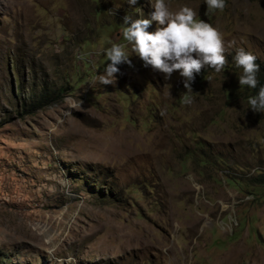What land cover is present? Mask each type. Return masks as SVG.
Masks as SVG:
<instances>
[{
    "label": "rangeland",
    "instance_id": "374dc122",
    "mask_svg": "<svg viewBox=\"0 0 264 264\" xmlns=\"http://www.w3.org/2000/svg\"><path fill=\"white\" fill-rule=\"evenodd\" d=\"M166 2L222 36L191 96L123 40L149 0H0V264H264V114L224 95L237 49L264 60V0Z\"/></svg>",
    "mask_w": 264,
    "mask_h": 264
},
{
    "label": "clouds",
    "instance_id": "9594fccd",
    "mask_svg": "<svg viewBox=\"0 0 264 264\" xmlns=\"http://www.w3.org/2000/svg\"><path fill=\"white\" fill-rule=\"evenodd\" d=\"M207 11L222 10L225 0H203ZM131 8L135 0H125ZM153 11L148 18L132 19L125 15L122 29L123 40L131 46V51L139 57L144 66L163 75L168 80L171 74L178 70L182 77L183 87L186 91L192 90L197 83L194 74L200 72L202 67H208L215 72H220L225 65L224 46L219 31L201 19H195L196 13L188 8L181 7L176 12L169 11L166 0H149ZM155 22L153 31H148L150 25ZM108 63L99 75V82L106 85L115 80V75L121 63L131 64L126 46L123 43H112L110 47L102 50ZM261 59L237 49L233 57L234 61H227L225 70L238 79L239 86H247L249 89L257 87L256 73L259 65L255 60ZM263 60V59H261ZM264 61V60H263ZM238 69V70H234ZM233 69V71H232ZM239 76V77H238ZM190 103V99L185 101ZM248 109L264 114V85H260L256 94L248 97Z\"/></svg>",
    "mask_w": 264,
    "mask_h": 264
},
{
    "label": "trees",
    "instance_id": "16d2710c",
    "mask_svg": "<svg viewBox=\"0 0 264 264\" xmlns=\"http://www.w3.org/2000/svg\"><path fill=\"white\" fill-rule=\"evenodd\" d=\"M255 63L259 65V70L256 73V78L258 81L257 87L254 89H249L247 86H240L242 88V91L239 92V88H238L239 84H238V79H237L235 86H233V87L226 86L224 88V95H225L227 102H229L230 99H233L236 96H239V98L240 97H247V99H248V97L256 94L260 85H264V61L261 59H257V60H255ZM207 78H209V75L206 74L205 72L198 73V74L194 75V80L192 82L197 83L198 87H200V86H202L201 82H204ZM193 89H195V88H193ZM191 92H192V90L185 92L184 96L193 95ZM28 111L31 112V109ZM233 178H235V177H233ZM258 180L260 183H264V175L262 177H260ZM250 186H252L253 188L257 187L255 185H250ZM260 187L264 188V186H260ZM255 190H257V189H255ZM253 194H254V192H253Z\"/></svg>",
    "mask_w": 264,
    "mask_h": 264
}]
</instances>
